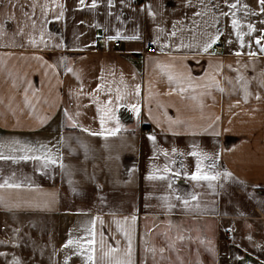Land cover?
I'll use <instances>...</instances> for the list:
<instances>
[{"label": "crops", "instance_id": "1", "mask_svg": "<svg viewBox=\"0 0 264 264\" xmlns=\"http://www.w3.org/2000/svg\"><path fill=\"white\" fill-rule=\"evenodd\" d=\"M0 156V264H264V4L0 0Z\"/></svg>", "mask_w": 264, "mask_h": 264}, {"label": "built area", "instance_id": "2", "mask_svg": "<svg viewBox=\"0 0 264 264\" xmlns=\"http://www.w3.org/2000/svg\"><path fill=\"white\" fill-rule=\"evenodd\" d=\"M96 45L98 50L100 51H105L108 50L107 44L102 40V38H97L96 39ZM111 51H117L121 52L122 51V41L120 40H113L110 44ZM222 49V45L220 42H217L214 44V51L219 52ZM145 53H156V49L152 45H148L143 51H141L138 55H143ZM147 134H152L153 130L151 128L144 129ZM225 239L229 240L230 236L227 233H224Z\"/></svg>", "mask_w": 264, "mask_h": 264}, {"label": "snow or ice", "instance_id": "3", "mask_svg": "<svg viewBox=\"0 0 264 264\" xmlns=\"http://www.w3.org/2000/svg\"><path fill=\"white\" fill-rule=\"evenodd\" d=\"M84 0H80V3L83 4ZM260 2L262 4H264V0H260ZM235 4L231 5V7L235 8ZM93 7H95V4H93ZM235 24V21L233 22ZM257 43H259V41H257ZM110 134H115L114 132L113 133H110ZM193 155H195V153H193ZM5 157H2L0 156V159H3ZM22 159H39V157H22ZM54 162V161H53ZM191 179L192 180H214L216 179L215 176H208V175H205V174H200V168H199V165L197 166V172L194 173L192 176H191ZM72 241H69L68 244H71ZM91 243V242H90ZM67 246V245H65ZM92 257L90 256L89 257V260H91Z\"/></svg>", "mask_w": 264, "mask_h": 264}, {"label": "rangeland", "instance_id": "4", "mask_svg": "<svg viewBox=\"0 0 264 264\" xmlns=\"http://www.w3.org/2000/svg\"><path fill=\"white\" fill-rule=\"evenodd\" d=\"M1 226H2V225H1V220H0V227H1ZM1 228H2V227H1ZM260 228H261V230H259V232L262 233V234H264V225L260 226ZM255 229H259V228L255 226ZM262 238H263V239H261L262 241H261V240H260V241H261V243H262V242L264 243V237H262ZM251 242H252V243L255 242V243L253 244V245H255L256 242H257V244H258L259 241H257V240L255 239V240H251ZM261 243H260V244H261ZM254 247H255V246H254ZM255 250H256L259 254H261L262 257H264V249L261 247V245L258 246V248L255 247Z\"/></svg>", "mask_w": 264, "mask_h": 264}]
</instances>
